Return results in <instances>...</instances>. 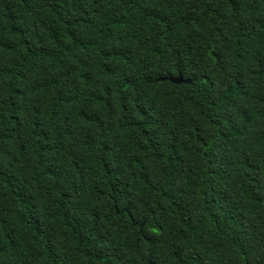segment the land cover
I'll return each mask as SVG.
<instances>
[{"label":"trees","instance_id":"1","mask_svg":"<svg viewBox=\"0 0 264 264\" xmlns=\"http://www.w3.org/2000/svg\"><path fill=\"white\" fill-rule=\"evenodd\" d=\"M0 264H264V0H0Z\"/></svg>","mask_w":264,"mask_h":264},{"label":"water","instance_id":"2","mask_svg":"<svg viewBox=\"0 0 264 264\" xmlns=\"http://www.w3.org/2000/svg\"><path fill=\"white\" fill-rule=\"evenodd\" d=\"M162 80H165V79H162ZM167 81L171 82V83H174V84H181V83H191V80H184L181 75H178L177 77L175 78H166ZM143 226V224L141 225Z\"/></svg>","mask_w":264,"mask_h":264}]
</instances>
